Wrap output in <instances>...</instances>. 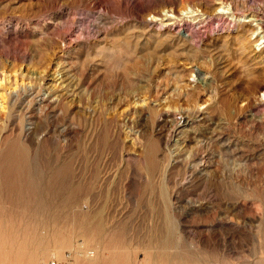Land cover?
Wrapping results in <instances>:
<instances>
[{"label": "rangeland", "instance_id": "obj_1", "mask_svg": "<svg viewBox=\"0 0 264 264\" xmlns=\"http://www.w3.org/2000/svg\"><path fill=\"white\" fill-rule=\"evenodd\" d=\"M215 1L0 0V264H264V0Z\"/></svg>", "mask_w": 264, "mask_h": 264}, {"label": "bare ground", "instance_id": "obj_2", "mask_svg": "<svg viewBox=\"0 0 264 264\" xmlns=\"http://www.w3.org/2000/svg\"><path fill=\"white\" fill-rule=\"evenodd\" d=\"M225 1V0H224ZM214 2L216 3V1L214 0ZM220 3V2H219ZM227 4V3H226ZM228 5H229V3H228ZM218 7V8H217ZM216 8H215V10H220L219 8H221V7H225V4H224V2H221L220 4H218V6H217ZM213 11V10H212ZM216 11H214V13H215ZM238 12V11H237ZM170 13V12H169ZM244 13V12H243ZM166 14V13H165ZM168 15L169 14H167L166 16L168 17ZM165 16V15H164ZM169 16H171V15H169ZM242 16H248V21H250L251 23H252V21H254V24H255V22H256V24L255 25H257L256 27H254V28H252V32L251 31H249L250 32V34H251V37L252 36H254V37H257L256 39H255V41H254V43H255V46H257V50H258V52L256 51V52H254V53H252V57H254L255 59H257V61L258 62H261L262 61V58H263V56H262V53H263V51H264V18L262 17V16H260V14L259 13H256V12H249V13H244V14H242ZM162 20V19H161ZM169 22V21H168ZM172 22V21H171ZM254 25V26H255ZM262 28V29H261ZM260 29V30H259ZM249 30V29H248ZM254 39V38H253ZM252 39V40H253ZM243 46V45H242ZM242 46H240V49H241V47ZM243 48H245V47H243ZM242 48V49H243ZM245 51V50H244ZM243 51V52H244ZM242 54H244V53H242ZM264 54V53H263ZM255 55V56H254ZM61 67V66H60ZM58 68V67H57ZM55 72H57V71H55ZM61 73L62 72H60V75H59V77H57L58 78V80H59V78H61ZM58 74V73H57ZM56 75V74H55ZM58 76V75H57ZM52 77V76H51ZM69 78H71V75H70V77ZM3 78H0V80H2ZM54 79V78H53ZM56 79V78H55ZM193 79V78H192ZM5 80V79H4ZM58 80H57V82H58ZM194 81H195V79H193ZM9 81V80H8ZM61 81V80H60ZM59 81V82H60ZM75 81V80H74ZM174 81V80H173ZM190 81V80H189ZM202 82V81H201ZM8 83V82H7ZM27 83V82H26ZM52 83V82H51ZM1 84H3V83H1ZM13 84V83H12ZM15 84V83H14ZM20 84H22V83H20ZM24 84V83H23ZM30 84V83H29ZM53 84V83H52ZM60 84V83H59ZM74 84V83H73ZM72 84V85H73ZM188 84H189V82H188ZM5 85V84H4ZM26 85H28V84H26ZM62 85H63V83H62ZM68 85V84H67ZM71 85V86H72ZM76 85V84H75ZM263 85V84H262ZM7 86V85H6ZM8 86H9V84H8ZM30 86V85H29ZM32 86V85H31ZM30 86V87H31ZM77 86V85H76ZM12 87V86H11ZM13 87H14V85H13ZM22 87V86H21ZM33 87V86H32ZM54 87L55 86H50V85H47L45 88H46V90H45V95H47V96H49V95H51V94H53V90H54ZM62 87V86H61ZM60 86H59V88H61ZM67 87V86H66ZM3 88V87H2ZM9 88H10V86H9ZM25 88V87H24ZM44 88V89H45ZM58 88V87H57ZM63 88V87H62ZM72 88V87H71ZM74 88V87H73ZM4 89V88H3ZM12 89V88H11ZM15 89V88H14ZM17 89V88H16ZM39 89H41V88H39ZM28 90V89H27ZM31 90V89H30ZM58 90V89H57ZM64 90V89H63ZM66 90V89H65ZM67 90H69V88L67 89ZM6 91V90H5ZM4 91V92H5ZM8 91H11V90H8ZM7 91V92H8ZM26 91V90H25ZM33 91V90H32ZM72 91V90H71ZM31 92V91H30ZM67 92V91H66ZM74 92V91H73ZM41 93V92H40ZM56 93H58V92H56ZM68 93V92H67ZM181 93V92H180ZM179 93V94H180ZM7 94H9V93H7ZM22 94H23V92H22ZM27 94V93H26ZM64 94V93H63ZM69 95H70V93H68ZM72 94V93H71ZM74 94V93H73ZM182 94V93H181ZM186 95H187V93H185ZM1 95H3V94H1ZM14 95H16V94H14ZM24 95V94H23ZM58 95V94H57ZM57 95H54L50 100H53V99H57L58 97H57ZM5 96V95H4ZM6 96H8V95H6ZM25 96V95H24ZM262 96L264 97V90H263V92H262ZM186 97V96H185ZM41 98V97H40ZM44 98V97H43ZM42 98V99H43ZM3 99V98H2ZM5 99V98H4ZM4 102V101H3ZM56 102V101H55ZM45 103V102H44ZM42 104V103H41ZM184 104H185V102H184ZM5 106V105H4ZM77 106H80L79 104L77 105ZM186 106V105H185ZM45 108H46V106H44ZM81 107V106H80ZM197 107V106H196ZM198 107H199V105H198ZM1 109H2V107H1ZM166 108H164V110H165ZM168 109H170V108H168ZM168 109H167V111H168ZM187 109V108H186ZM189 109V108H188ZM187 109V110H188ZM79 110V109H78ZM77 110V111H78ZM171 111V110H170ZM201 111V109H199V108H195V110H192V111H185L184 109L183 110H180L178 113H176V114H174L173 116H172V119H171V123L170 124H172L171 126H172V131L174 132V133H177V131L178 130H180L183 126H185L186 124H188V122L190 121V120H192V117L194 116L195 118L196 117H198V120H199V118L201 119L202 118V112H200ZM83 112V111H82ZM165 112H166V110H165ZM162 114H164V113H162ZM166 115V114H165ZM193 115V116H192ZM200 116V117H199ZM206 117V116H205ZM161 118H162V116H161ZM197 119V118H196ZM170 126V127H171ZM214 128V127H213ZM212 130H215V129H212ZM171 135V134H170ZM211 136V135H210ZM170 138H171V136H170ZM16 141V140H15ZM18 141V140H17ZM176 141H177V139H176ZM10 144V143H9ZM19 147H20V144L18 145ZM22 147V146H21ZM12 149H14V148H12ZM20 149V148H19ZM18 150L16 149V152H17ZM10 152V151H9ZM11 153H13V152H11ZM20 157V156H19ZM25 158V157H24ZM28 159V158H27ZM26 159V160H27ZM14 160V159H13ZM15 160H16V163H17V160L19 161V159H16L15 158ZM29 160V159H28ZM13 163V162H15V161H12L11 159H10V161H9V163ZM23 162H24V159H23ZM11 163V164H12ZM18 164H19V162H18ZM21 164V163H20ZM25 164V163H24ZM28 164V163H27ZM30 164V163H29ZM13 165V164H12ZM11 167V166H10ZM27 168L29 167V165H27L26 166ZM27 168H26V170H27ZM22 172H23V169H22ZM29 173V172H28ZM13 176H14V174H13ZM21 177V176H20ZM13 178H15V176L13 177ZM1 180V179H0ZM30 180V179H29ZM19 182V181H18ZM30 182V181H29ZM32 182V181H31ZM30 182V183H31ZM0 187H1V185H0ZM18 191H20V190H18ZM18 191H16V194H17V192ZM8 192V191H7ZM18 198V197H17ZM37 199V198H36ZM38 200V199H37ZM18 201V200H17ZM38 203V202H37ZM41 208V207H40ZM44 209V208H43ZM43 211V210H42ZM41 211V212H42ZM48 211V210H47ZM38 213V212H37ZM47 214V213H46ZM42 216V215H41ZM54 217V216H53ZM56 217V216H55ZM51 219H53V218H51ZM16 227V226H15ZM15 230V229H14ZM17 231V230H16ZM22 231V230H21ZM18 232V231H17ZM18 234V233H17ZM12 236V235H11ZM17 236V235H16ZM17 237H15V239H16ZM15 243V242H14ZM24 243H22V245H23ZM20 248V247H19ZM8 249V248H7ZM15 249V247L13 248V250ZM13 256V255H12ZM16 257H17V255H16Z\"/></svg>", "mask_w": 264, "mask_h": 264}, {"label": "built area", "instance_id": "obj_3", "mask_svg": "<svg viewBox=\"0 0 264 264\" xmlns=\"http://www.w3.org/2000/svg\"><path fill=\"white\" fill-rule=\"evenodd\" d=\"M79 254L87 258L93 255L94 251L83 247L78 250L67 249L62 254H59L57 251H52L47 264H78L76 262V256Z\"/></svg>", "mask_w": 264, "mask_h": 264}]
</instances>
